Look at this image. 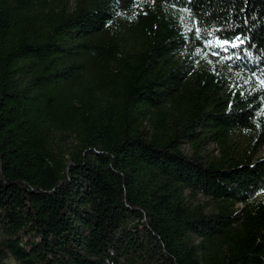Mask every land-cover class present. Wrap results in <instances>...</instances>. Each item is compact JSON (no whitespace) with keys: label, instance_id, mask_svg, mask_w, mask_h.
<instances>
[{"label":"trees","instance_id":"obj_1","mask_svg":"<svg viewBox=\"0 0 264 264\" xmlns=\"http://www.w3.org/2000/svg\"><path fill=\"white\" fill-rule=\"evenodd\" d=\"M262 148L264 0H0V264H264Z\"/></svg>","mask_w":264,"mask_h":264},{"label":"rangeland","instance_id":"obj_2","mask_svg":"<svg viewBox=\"0 0 264 264\" xmlns=\"http://www.w3.org/2000/svg\"><path fill=\"white\" fill-rule=\"evenodd\" d=\"M223 47L224 51L226 52V45H230L233 47V44H226V43H216L215 46ZM231 61V62H230ZM200 65L204 69H209V70H216L218 71L223 78L228 82V84L235 86L238 83H249L250 87H253L257 85V83L251 79L249 76H247L242 70L237 68V66H234L233 60L231 58L222 55L218 51H210L208 52L205 56L202 57ZM237 140L240 144L246 145L247 143V137L245 135H239L237 137ZM184 152L186 154H190L191 150L187 144L184 145L183 147ZM208 151H215V154H218V150L216 145L210 144L208 146ZM264 156V148H262L257 155V157H262ZM259 199H264V193L260 194L258 196ZM200 202H207V200L203 199L200 197L199 199ZM239 207H243L242 205H239ZM7 264H16V262L13 259H8L6 261Z\"/></svg>","mask_w":264,"mask_h":264},{"label":"snow or ice","instance_id":"obj_3","mask_svg":"<svg viewBox=\"0 0 264 264\" xmlns=\"http://www.w3.org/2000/svg\"><path fill=\"white\" fill-rule=\"evenodd\" d=\"M232 46H236L235 44H233Z\"/></svg>","mask_w":264,"mask_h":264}]
</instances>
